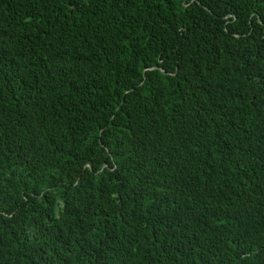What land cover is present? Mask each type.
<instances>
[{
	"label": "trees",
	"instance_id": "obj_1",
	"mask_svg": "<svg viewBox=\"0 0 264 264\" xmlns=\"http://www.w3.org/2000/svg\"><path fill=\"white\" fill-rule=\"evenodd\" d=\"M0 264H264V0H0Z\"/></svg>",
	"mask_w": 264,
	"mask_h": 264
}]
</instances>
